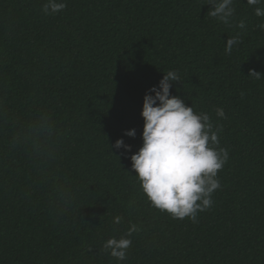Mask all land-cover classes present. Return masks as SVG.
<instances>
[{
    "label": "trees",
    "instance_id": "trees-1",
    "mask_svg": "<svg viewBox=\"0 0 264 264\" xmlns=\"http://www.w3.org/2000/svg\"><path fill=\"white\" fill-rule=\"evenodd\" d=\"M44 2L0 0V264H264V78L247 76L264 73V17L247 0L227 25L206 0H66L54 16ZM170 69L229 151L196 223L150 207L131 168L145 92ZM120 138L131 152H111ZM130 222L117 262L102 245Z\"/></svg>",
    "mask_w": 264,
    "mask_h": 264
},
{
    "label": "clouds",
    "instance_id": "clouds-1",
    "mask_svg": "<svg viewBox=\"0 0 264 264\" xmlns=\"http://www.w3.org/2000/svg\"><path fill=\"white\" fill-rule=\"evenodd\" d=\"M205 4L210 5L207 17L225 25L230 23L236 12L234 0H206ZM246 4L254 9L257 17H264V7L261 6L264 0H247ZM66 7V0H45L42 11L54 16ZM236 27L244 30L245 21L240 20ZM257 27L264 31V22ZM241 43L242 35L237 32L227 39L225 52L231 54L234 46ZM163 73L159 84L145 92L141 112L144 119L143 143L130 156L131 168L150 207L168 213L172 219L188 218L196 223L198 213L213 206V193L221 188L218 172L228 161L229 151L221 146L223 129L214 124L209 112L196 111L193 102L189 106L185 98L172 94L173 84L182 82L180 73L174 69ZM247 76L260 80L264 73L250 69ZM215 114L226 118L223 107L216 108ZM46 115L54 125L51 116ZM125 134L135 137L137 132L135 128L126 129ZM113 147L125 152L132 149V145L126 144L123 138L117 139L114 146L110 145L112 153ZM122 222L120 215L113 219L115 225ZM138 231L139 225L130 222L123 234L118 237L112 235L104 241L103 252L117 262L126 260L133 243L131 237Z\"/></svg>",
    "mask_w": 264,
    "mask_h": 264
}]
</instances>
